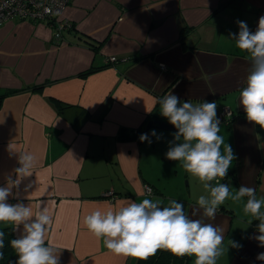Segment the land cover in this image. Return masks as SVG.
Returning <instances> with one entry per match:
<instances>
[{"label":"crops","instance_id":"0c3cea01","mask_svg":"<svg viewBox=\"0 0 264 264\" xmlns=\"http://www.w3.org/2000/svg\"><path fill=\"white\" fill-rule=\"evenodd\" d=\"M261 16L264 0H68L59 25L17 16L0 24V187L17 179L19 152L35 157L32 174L7 202L34 213L48 207L46 243L59 250V264H136L107 250L83 221L97 209L145 198L183 202L190 218L222 227L226 264H264L256 259L264 252L254 238L259 221L229 199L215 220L202 209L193 215L195 201L168 196L159 176L144 172L149 144L139 139L155 129L161 134L159 141L150 136L155 147L173 140L176 130L147 128L150 120L168 121L158 103L168 94L194 105L215 101L217 117L228 106L233 116L220 123L219 134L236 158L227 183L264 195V130L239 103L251 58L229 37L239 31L237 20L254 32ZM145 184L153 187L150 196ZM3 228L9 240L22 231Z\"/></svg>","mask_w":264,"mask_h":264},{"label":"clouds","instance_id":"9594fccd","mask_svg":"<svg viewBox=\"0 0 264 264\" xmlns=\"http://www.w3.org/2000/svg\"><path fill=\"white\" fill-rule=\"evenodd\" d=\"M236 23L239 31L230 33L229 37L251 58V69L246 85L239 92V103L247 120L264 130V16L259 18L254 32L245 21L237 20ZM158 103L161 115L176 129L173 140L169 141L166 158L180 162L183 169L203 183L208 192L207 196L200 195L197 199L199 207L193 209V215L202 209L204 217L215 220L226 200L240 202L247 197L243 212L259 221L257 230L260 234L254 238L259 246L264 247V211H261L264 195L257 198L255 189L244 185L232 193L229 183L221 182L236 157L231 145L225 144L224 137L219 134L221 122L217 117V103L204 101L194 105L189 101L181 102L172 93L159 99ZM150 136L157 141L161 139L155 129L150 134L141 133L139 139L151 144ZM19 153L20 167L15 169L17 179L12 181L9 178L7 186L0 187V223L10 224L13 231L20 230L22 225L20 235L10 240L11 248L18 256L16 264H59V250L50 242L46 243L52 222L48 207L38 205L34 213L29 205L7 202L12 188L18 186L23 177L30 176L35 167V157L31 153ZM148 195H151L150 191ZM83 222L97 239H103L107 250L118 256L147 260L163 249L177 257L194 256V264H217L224 255V229L190 218L184 211L183 202L175 199L166 207L159 199L145 198L139 203L130 201L115 210L97 209L85 216ZM5 238L6 233L0 230V249L5 247ZM229 244L242 247L235 241H229ZM3 257V251H0V259ZM256 259L264 261V252L258 253Z\"/></svg>","mask_w":264,"mask_h":264},{"label":"rangeland","instance_id":"374dc122","mask_svg":"<svg viewBox=\"0 0 264 264\" xmlns=\"http://www.w3.org/2000/svg\"><path fill=\"white\" fill-rule=\"evenodd\" d=\"M173 132V131H168ZM144 148L143 152V164L142 168L144 172L151 178H158V183L161 184L165 193L172 197H183L189 201H197L200 195H208V192L204 189L203 183H201L197 178L192 177L187 173L181 163L178 161L169 160L166 158L165 153L167 152L170 144L168 141L157 142V147L153 142ZM156 181V180H155ZM215 185V184H214ZM230 191L235 193L238 191V187L235 185H229ZM162 202V206H169V199H159ZM233 208L234 204H238L237 211L242 212L239 204L240 202H233L229 198ZM193 257V264L195 257ZM217 264H226V260L221 257L218 259Z\"/></svg>","mask_w":264,"mask_h":264},{"label":"built area","instance_id":"2783aa9c","mask_svg":"<svg viewBox=\"0 0 264 264\" xmlns=\"http://www.w3.org/2000/svg\"><path fill=\"white\" fill-rule=\"evenodd\" d=\"M67 3L68 0H0V24L17 16L24 19L54 21L59 25L60 14ZM126 59V57H110L113 62ZM232 116V109L224 106L221 108L218 118L220 122H223ZM227 178L228 176L225 179ZM225 179L221 182L223 183ZM213 182L215 184V181ZM145 189L147 193L149 191L151 194L153 193V188L150 185H145Z\"/></svg>","mask_w":264,"mask_h":264},{"label":"trees","instance_id":"16d2710c","mask_svg":"<svg viewBox=\"0 0 264 264\" xmlns=\"http://www.w3.org/2000/svg\"><path fill=\"white\" fill-rule=\"evenodd\" d=\"M119 137L125 139L127 138V135L125 132L122 131ZM227 176L229 177V170H228ZM227 181H228V178L225 179L223 183H227ZM211 183L214 185L213 181ZM145 185H150V184H145ZM150 186L152 187V185ZM1 230H3L6 233V238H5L4 249H0V251H3L4 253V257L0 259V264H10L12 260V253H11L12 248H11L10 240H9L11 231L8 228H3ZM136 264H193V257L187 256V255L184 257H177L173 255L171 252L161 249V250H158L155 255L151 256L147 260H137Z\"/></svg>","mask_w":264,"mask_h":264},{"label":"water","instance_id":"95a60500","mask_svg":"<svg viewBox=\"0 0 264 264\" xmlns=\"http://www.w3.org/2000/svg\"><path fill=\"white\" fill-rule=\"evenodd\" d=\"M152 126H156L161 129L176 130L174 126H172L168 121L164 120H150L147 124V128H150Z\"/></svg>","mask_w":264,"mask_h":264}]
</instances>
